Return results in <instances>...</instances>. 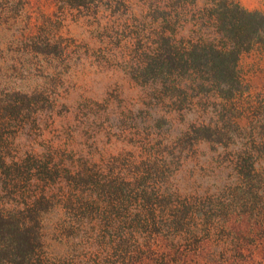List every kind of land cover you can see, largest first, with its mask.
<instances>
[{
	"label": "rangeland",
	"instance_id": "rangeland-1",
	"mask_svg": "<svg viewBox=\"0 0 264 264\" xmlns=\"http://www.w3.org/2000/svg\"><path fill=\"white\" fill-rule=\"evenodd\" d=\"M226 1L264 19V0H206L210 43H232ZM150 2L0 0V209L44 264H264V26L234 91L213 72L172 90L145 78Z\"/></svg>",
	"mask_w": 264,
	"mask_h": 264
},
{
	"label": "trees",
	"instance_id": "trees-1",
	"mask_svg": "<svg viewBox=\"0 0 264 264\" xmlns=\"http://www.w3.org/2000/svg\"><path fill=\"white\" fill-rule=\"evenodd\" d=\"M151 1L150 3H154L153 7L158 6L163 10L162 28L145 47L146 53L149 54L146 61H143L146 80L151 81V85H157L162 80L170 79L173 81L169 80L166 84L173 83L172 90H180L181 87H187V82L193 79L194 75L213 72L212 79L220 86L230 87V90L234 91L239 85V57L264 26V19L258 14L246 12L238 3L226 1L220 4L219 11L212 13V16L216 17L212 21L219 33L225 38H231L232 43L213 44L205 31L210 27L207 23H210L211 18L201 10L206 8V2L203 3L206 0ZM194 8L204 16L198 19L196 35L190 41L183 42L179 34L189 23L183 12L189 13ZM176 9L180 11L173 12ZM139 36L142 37L141 34ZM8 158L7 155L0 157L2 167L6 166ZM147 196L148 193L144 190V199H147ZM192 204L191 201L187 205ZM193 209L194 207H191L189 215L195 216ZM186 214L181 215V218H186ZM10 215L14 214L4 208L0 209V247L5 246L2 253L0 250V264H44L37 262V249L41 246L39 233L36 232L33 237L27 238L19 220H13Z\"/></svg>",
	"mask_w": 264,
	"mask_h": 264
}]
</instances>
